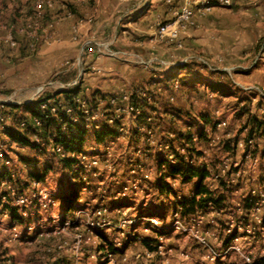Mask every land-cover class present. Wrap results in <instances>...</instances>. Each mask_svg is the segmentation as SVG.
Segmentation results:
<instances>
[{"label":"rangeland","instance_id":"obj_1","mask_svg":"<svg viewBox=\"0 0 264 264\" xmlns=\"http://www.w3.org/2000/svg\"><path fill=\"white\" fill-rule=\"evenodd\" d=\"M254 1L232 0L231 8L227 6V11L220 17L227 29L219 33L222 39L220 50L217 46H209L205 55L200 51L194 53L205 56L211 68L217 70L212 72V75L204 70L206 68L194 63L193 57L175 65L163 60L168 64L164 67H173L175 72L178 67L188 68L179 76H173V79L171 76L162 79L163 84L168 82L169 86L173 84L178 86L175 101L172 103L173 108L177 101L187 102L186 107L180 110V117L175 119L170 117L169 120L163 113L164 108L171 106L166 102L170 87L166 89L164 85L165 87H160L159 90H150L148 87L147 92L144 89L140 90L150 96L148 103L152 110L146 109L145 113L152 120L147 123L151 128H157L159 139L170 135L169 130L185 131L186 122L199 126L201 130L205 128L203 130H206L207 137L215 136L216 139L211 145L207 139L196 147L206 152L209 161L228 160L230 170L223 177L214 178L219 174L216 171L213 177L210 176L205 181L212 191L217 188L219 190V180L231 188V194H226V209L222 212L208 208L203 213L182 216L181 208L174 210L175 203L167 199L169 195L155 192L154 187L157 182L154 178L159 173L157 165L159 160H162L163 167L166 157L161 154V150L144 147L140 138L133 137V132L139 126L138 116L125 112L126 106L123 101L117 104L119 107H114L118 111L113 108L111 112H103L106 106V102L103 101L97 102L99 105L97 120H91L90 113L87 115L84 113L89 134L81 154L89 160H97L98 165L95 170L85 172L83 169L79 172L81 182L76 180L74 182L80 183L78 201L74 210L63 217L64 211L59 200L62 195L68 193L69 186L74 184L70 182V172L65 171L59 158L52 152L51 144L30 138L31 142L40 144L39 148L33 149L20 146L8 136H3V130L26 136V132L19 124L20 120L28 118L29 114L23 108L10 112L6 106L2 108L1 105L24 106L34 104L44 97L56 95L58 85L54 82L60 81L62 76H56V72L51 71L45 77L40 75L30 77V86L23 90H19L22 87L17 85L22 75L15 77L14 89L9 87V80L12 78V75H8L10 73L4 72L0 76V116L3 111V115L8 119L0 124V173L7 172L10 178L0 179V264H59L60 261L64 264H264V141L261 139L256 141L257 147L252 141L248 148V152L251 153L254 147L256 148L254 156H257V161H254V158L244 159L241 155L236 157V152L244 150V147L236 145L235 151H230L232 154L224 149V144L228 142L231 144L235 138L238 139V143L243 144L249 130L242 129L246 118L262 115V112L255 110L253 102L264 98L258 97L255 92L244 91L243 88L252 85L240 81V78L264 58L262 42L264 6H261L264 2H261L258 5L259 9L253 13L250 4ZM233 2H238L239 5L235 6ZM212 12L213 10L205 16ZM31 14L34 13L16 14V23L24 25L25 22L22 21L24 16L28 19ZM4 20L6 17L1 15L0 23L3 24ZM29 27L20 26L11 31L0 30V52L12 54L13 50L10 49L15 48L14 51L20 53V49H24V43L19 44L15 40L12 45V42H5L4 39L11 33L22 36L23 40L25 38L30 40L28 36L20 35L18 32ZM36 36L37 46L39 31ZM45 41L48 43L49 37H46ZM29 44V52L35 50V45L32 49L30 47L31 41ZM77 54L81 55L82 51H78ZM21 65V61L13 62V67L19 68L14 76L27 71L22 69ZM30 66L35 70L40 68L35 61L30 62ZM156 69L164 68L155 66L154 70ZM227 73H230L229 78L226 76ZM26 78L24 77V80ZM82 80L83 71L77 74L72 82L79 81L76 87H80ZM213 82L217 84L214 85ZM209 85L220 86L223 92L216 93ZM126 96L129 97L130 94ZM248 97L250 101L246 100ZM84 101L91 102L88 99ZM47 104L51 106L49 109L51 111L52 108L59 107L61 102L56 106L53 101ZM244 107L247 112L243 110ZM43 110H48V107L45 106ZM66 113L72 116L71 111ZM202 116L211 124L225 125L217 126L216 130L211 131L210 125L202 127V122L197 120ZM72 120L78 121L74 115ZM130 121L134 124L132 125ZM115 122H118V128L123 127L126 132L129 129L130 139L123 138V132L118 131L117 138L107 139L101 144L93 141L91 134L94 129L103 126L113 128ZM105 152L110 154L102 156ZM67 154L77 156L76 153ZM137 166L140 168L139 171L136 169ZM44 170L48 171L44 178L40 182L34 181L33 176L42 174ZM33 182L38 185L33 186ZM44 194L48 195L47 198L50 196V199L43 203L38 197ZM190 196L191 194L188 198ZM18 197L26 198L27 204L25 206L16 204ZM246 197L254 199L253 208L248 213L242 209V200ZM10 209L17 210L21 223L12 217ZM100 210L105 211L102 216H98ZM174 214L177 216L174 217ZM153 220H156L158 229L153 228L150 223ZM176 222H179L182 228L178 230L171 228ZM103 224L106 225L102 226ZM97 231H101L115 248L119 249L116 255L109 258L103 251H99ZM234 233L236 236L231 239ZM143 239L150 240L149 247L152 251L141 244ZM202 241L205 245L201 243Z\"/></svg>","mask_w":264,"mask_h":264},{"label":"crops","instance_id":"obj_2","mask_svg":"<svg viewBox=\"0 0 264 264\" xmlns=\"http://www.w3.org/2000/svg\"><path fill=\"white\" fill-rule=\"evenodd\" d=\"M37 1L0 0V16L6 17L4 23H0V30L11 31L20 26L28 27L32 24L39 26V40L37 46L35 45V50L31 52H29L30 40L27 38L23 40L22 36L14 34L16 42L24 43V49H20V53H16L15 48L10 49L13 50L12 54L0 52V76L4 72L10 73L8 75H12V78L9 80V87L14 89L15 77L18 78L22 75V79L17 82V85L22 87L19 90H23L30 86V77L39 75L45 77L51 71H55L56 76H62L60 81L54 82L58 85L59 93L71 90L70 83L77 74L83 71V80L81 86L78 87L77 97L94 100L95 103L106 102L111 97L129 95L143 89L147 92L148 87L150 90H159L160 87L166 85V89H169V83L163 84L162 79H167L168 76H179L180 73L188 69L187 66H182L183 68H177V72L173 67L147 70L137 65L133 57L123 60L118 55L110 57L106 54H98L96 52L97 45H104L113 53L131 52L132 56L136 54L139 58L154 57L166 60L170 65L179 64L180 61L191 57L194 58V63H197V58L207 59L203 55L209 46H217V49L220 50L222 39L219 36L222 30H227L224 21L220 18L222 13L227 11V6L216 5L208 16L193 17L192 25L181 33V47L156 36L157 25L172 22L176 13L186 3L194 1L216 3L218 0H173L172 5H168L165 0H92L91 2L88 0H42L51 2L53 7L50 10L45 9L41 16H38L35 9ZM261 2L264 0H255L250 4L251 12L255 13ZM234 5H239V3L235 2ZM231 6L229 7L231 8ZM261 6L264 5L261 4ZM29 12L34 13L31 14L33 17L30 15L28 19H25L27 16H24V20H22L25 22L24 25L16 23V14H28ZM46 37H49L48 43L45 41ZM80 50L82 51L81 55L77 54ZM199 51L203 54L202 56L194 55ZM13 59H16L17 62L21 61L22 69L27 71L14 76L13 74L19 71V68L13 67V62H16ZM34 61L39 64L40 68L37 70L30 66V62ZM204 70L207 72L206 69ZM24 77H27L26 80ZM240 81L264 89V58L243 78H240ZM216 84L214 83V85ZM209 87L216 88L211 85ZM143 93L139 95L143 97ZM248 98L246 100L250 101ZM159 102L161 103V101ZM177 102L174 105L177 110H181L187 105L184 100ZM253 103V106H256L255 110L264 111V100H254ZM8 109L10 112H14V110ZM255 116L261 118L263 115ZM197 120L199 121V118ZM130 123L134 124L133 121ZM236 153V157L238 155L242 157L243 150H238ZM158 180L159 177L155 176L154 181ZM166 182L168 183V181ZM194 182L181 184L176 181V185L170 186L175 196L169 195L167 199L176 203L181 197L188 198Z\"/></svg>","mask_w":264,"mask_h":264},{"label":"trees","instance_id":"obj_3","mask_svg":"<svg viewBox=\"0 0 264 264\" xmlns=\"http://www.w3.org/2000/svg\"><path fill=\"white\" fill-rule=\"evenodd\" d=\"M91 2L92 0H88ZM264 42V40L262 41ZM185 67V66H183ZM182 67V68H183ZM212 75V73H210ZM175 78V77H174ZM173 79V77H172ZM215 90L214 92H223V90L220 89V87L216 86V88L213 87ZM77 90L78 86L72 88L71 90H67L64 92H59L56 95L44 97L43 99L38 100V102L34 104H25L24 106H18V105H3L7 108H10V110L14 111H20L21 108L24 109L26 113L29 114L28 118H22L20 121H25L27 123V128L24 129L26 132L25 135L16 134L14 132H9L7 130H3V136H8L12 141L17 142L20 146H28L33 149L39 148V144H35L31 142L30 138L34 140L41 141L44 144H51L52 146H62L64 148L65 153H76L77 156L81 154L83 145L86 143L89 131L86 128L85 123V117L83 109L80 107V103L77 100H82L77 97ZM169 92V91H168ZM176 94V93H175ZM174 94V96H175ZM130 102L140 110V115L138 116V125L147 126L148 128H151L148 125L147 118L148 116L145 113L146 109H151L150 103L147 102L145 97H142L140 95H136L135 93H132V95L129 98ZM49 101H53L54 105L60 106L56 108L55 113H51L49 111L50 107L47 103ZM166 102L171 105L168 106V108H164V115H166L167 119L170 120V117L172 119H175L176 117H180V110H177L172 107V103L168 101V96L166 98ZM165 103V102H164ZM48 107V110H43V106ZM92 105H94L92 107ZM91 106V107H90ZM5 107V108H6ZM87 107L89 108V112L95 110L98 108L97 103L93 101L87 102ZM152 107H154L152 105ZM92 108H94L92 110ZM71 110V115L75 116V118L78 119L77 122H74L72 120V116H69L66 113V110ZM113 108L109 105V103L106 101V106L103 108L104 111H110ZM5 113V112H4ZM2 116L6 118L5 115H3V111L1 113ZM45 117V118H44ZM35 118H42V124L40 127H36L34 124ZM171 121L173 122V120ZM152 120V118H151ZM170 121V122H171ZM199 121L202 122V127H206L207 125L211 126V131L216 130L218 123L211 124L210 121L205 117L202 116L199 118ZM200 123V122H198ZM118 122L113 123V128L111 127H101L99 129H94L92 131V138L95 143H103L107 139H114L119 137L118 133ZM138 127H136L135 132H133V137L140 138V134L138 131ZM193 125L190 122H186L185 125V131L180 130H169L170 134H173L174 137L172 141L170 142L171 145V153L174 155L176 165L169 168L168 171L161 173L162 168V160H159L158 169H159V180L156 182V185L154 186L157 191L164 192L166 195H174V192H172V189L169 185V183L166 182V179L168 177L172 179H179V183L181 184H192L194 181V186L191 191L190 198L181 197L177 202L173 205V209L181 208V215L187 216V215H195L198 212L203 213L208 208H211L214 211L222 212L226 209V194H231L232 190L231 188H228L224 181L219 180V190L218 188L215 191H212L209 189L207 184L205 183L206 179L209 177V173L202 169H198L194 163V158L199 156L201 154L200 149L198 146L202 143V141L207 140V136L205 135V131L202 129H199V126ZM173 127V125H172ZM152 129L155 131V134L158 135V132H156V129L152 127ZM243 130H248L247 135L243 139L244 144V153L243 158L245 157V154L248 152V142L254 141V145H256V141L262 140L264 141V116L261 118L256 116H248L243 124L242 127ZM242 130V131H243ZM169 134V133H168ZM197 137L198 141L195 143L193 142V138ZM199 144V145H198ZM238 144V139L235 138L232 140V143L230 142L224 144L225 151L232 154L230 151L234 152L236 149V145ZM178 146L181 149L185 150V156L180 155L179 152L175 150V146ZM196 145H198L196 147ZM254 151L251 153L252 155H255L256 148L254 147ZM57 156V155H56ZM58 157V156H57ZM59 158V157H58ZM59 161L61 164H63L65 171L70 172V182L74 183L75 180L81 182V179L79 177V172L83 171L82 168H77V170H73L74 165L77 164V159H72L69 157L65 158H59ZM166 164V161H165ZM48 172L47 170H44L42 174H35L33 176L34 181L40 182L44 178L45 173ZM231 173V172H229ZM228 173V174H229ZM9 178L7 172L0 173V179L1 178ZM10 179V178H9ZM73 184L69 186V191L65 195H62L60 197V202L63 207V217H66V215H69L75 208L76 202L78 201V191L80 189V183ZM254 204V199L250 197H246L242 200V209L248 213L249 210H251L252 205ZM11 215L13 218L17 219L16 222L21 223V220L18 218L17 210H11ZM97 238L99 239V251H103L104 255H116L119 251V249L115 248V246L108 240V238L101 232H96ZM236 236V233L232 235L233 239ZM230 239V240H231ZM149 239H143L141 241V244L145 246L149 251L152 249L149 247L150 245ZM228 242H226L227 245ZM264 261V258H263ZM98 263H101L98 261ZM59 264H64L62 261L59 262ZM69 264V263H65Z\"/></svg>","mask_w":264,"mask_h":264},{"label":"built area","instance_id":"obj_4","mask_svg":"<svg viewBox=\"0 0 264 264\" xmlns=\"http://www.w3.org/2000/svg\"><path fill=\"white\" fill-rule=\"evenodd\" d=\"M165 2L168 5L173 4V0H165ZM231 4H232V0H218L216 3L207 2V1H194L193 3L192 2L186 3L184 5V7H182V9L176 13L175 18L172 22L160 23L157 25L156 36L160 39H167L170 42L174 43L177 47H181V43H180L181 33L184 32L188 28V26L192 25V23H193L192 19L194 16H205L208 13H210L216 7V5L230 6ZM52 7H53V4L51 2H44L42 0H38L35 4V9L38 13V16H41L42 12L45 9L50 10V9H52ZM38 31H39V26L37 24L30 25L29 29L18 30L20 35L28 36V38L32 42V44L30 46L31 49L34 48V45L36 44V41L38 39L36 36ZM8 35L9 36L6 39H4V41L9 42V43L12 42V45H13L15 43L14 42L15 41L14 35L11 33H9ZM263 45H264V42H263ZM96 52L98 54H102V55L106 54L107 56H110V57H113L116 55H118L119 57H123V58L133 57L136 64H138L139 66H141L147 70H151V71L155 69V66H161L163 68H166L164 66L168 65L163 60H160V59L154 58V57L143 59V58H139L136 55L132 56L131 54H127L124 52H121V53H115L114 52L113 53V52H110L108 50V48L104 45H97ZM196 62L199 63L200 65L204 66L206 68V70L210 73L217 71V70L211 68L212 66L208 63V61H206L204 59L197 58ZM226 76L229 78L230 73H227ZM78 83H79V81H75V82H72L69 86L74 88V87H76V85H78ZM177 90H178L177 84H173L172 86H170V89H169L170 93L168 94V101L170 103H173L175 101L174 94L177 92ZM243 90L247 91V92H252V93L255 92L258 97L264 98V90L259 89L257 87L247 86L246 88H243ZM145 92L143 93V97H145L147 102H148V101H150V96L149 95L146 96ZM133 93H135L136 95H139L142 92L141 91H135ZM131 95L132 94H130V96ZM130 96L127 97L126 95H124V96L122 95L120 97H111L107 102L109 103V105L112 108H114V107L118 106L117 105L118 103H121V101H123L124 102L123 104L126 106L125 112L131 113L132 116L133 115L139 116L141 114L140 110L137 109L130 102V100H129ZM77 101L80 103V107H81V109H83V112L86 115H87V113L88 114L90 113V119L91 120H97L96 118H97L98 113H99L98 108L96 111L88 112L89 110H87L88 109L87 103H85L84 100H77ZM1 105H4V104H1ZM98 107H99V105H98ZM44 108H45V106L42 107V109H44ZM55 110H56L55 108L51 109L52 112H55ZM243 110L244 111L246 110V112H247V109L245 107ZM67 111H71V110L67 109L66 112ZM115 111H118V109H115ZM103 112H105V111H103ZM249 113H251V112H249ZM262 115L264 116V111L262 112ZM4 120H8V119L1 115L0 116V124L3 123ZM147 121L148 122L151 121V117L147 118ZM109 123H111V121H109ZM34 124L36 127H40L42 124V118H35ZM19 125L22 129L27 128V123L25 121H21ZM224 125H225V123H220L217 126L220 127V126H224ZM141 127H144V126H141ZM141 127H139L138 130H139V134H140V140H141L142 144L144 145V147L146 146L149 148H156L157 150H161L160 151L161 154L164 155V157H166V164H164L163 167L161 168V173L166 172L169 170L170 167L175 166L176 161H175L174 155L171 153V150H170L171 149L170 142L172 141L174 135L170 134L167 137H165L164 139H159L157 137V135L155 134V131L152 128L144 127L145 128L144 129ZM140 128H141V130H140ZM124 129L125 128H123V127H119L118 131L123 132L122 133L123 138L130 139L131 134L128 133L129 129L127 130V132L124 131ZM207 139L209 141V145H211V143H213V141L216 138L213 135L211 138L207 137ZM197 141H198L197 137H194L193 142L196 143ZM251 143H252V141L248 142V147L251 146ZM237 145H238V147H244V144H241V143H238ZM39 147H40V144H39ZM52 147H53L52 152L54 154H56L59 158L69 157V158L78 160L77 164L74 165L73 170H77V168H82V170L84 169L85 172H88L86 170H90V169L95 170L96 166L98 165L97 160H95V159L89 160L85 155L81 154L77 158V156L75 157V155H73V154L65 153L64 148L62 146L57 145V146H52ZM175 150L177 152H179L180 155L185 156V150L184 149H181L176 145ZM109 154L110 153L105 152V154H103L102 156L106 157V155L108 156ZM99 157H101V156H99ZM247 158H254V161H257V159H256L257 156L252 155L250 151L245 154L244 159H247ZM227 161L228 160L222 161V162H215V160L209 161V160H207V154L205 151H201V154L194 158V163H195L196 167L200 170H202V169L206 170L209 173V177L210 176L213 177V173L217 171L219 174L214 176V178H216V179L223 177L230 170V166L227 164ZM166 165H168V166L166 167ZM136 169H137V171H139L140 170L139 166H137ZM157 176L159 177V175H157ZM166 181H168L170 186L175 185L176 181L179 182L178 179H172L170 177H168L166 179ZM32 185L36 186L38 184L33 182ZM47 197H48L47 194L39 195L38 199L44 203V201H47V199H50V196H49V198H47ZM15 202H16V204H23L25 206L27 204L26 203L27 199L23 198V197L22 198L18 197ZM103 213H105V211L100 210L98 212V216H102ZM176 216H177V214H174V217H176ZM150 223L152 224L153 228H156V229L159 228V226L156 223V220L150 221ZM91 225L93 226V223ZM105 225L106 224H103L102 226H105ZM97 226H98V224H97ZM171 228L178 230L179 228H182V226L179 222H176V223H174L173 226H171ZM201 243L203 245H205L203 241ZM108 256L110 258L112 255H108Z\"/></svg>","mask_w":264,"mask_h":264}]
</instances>
